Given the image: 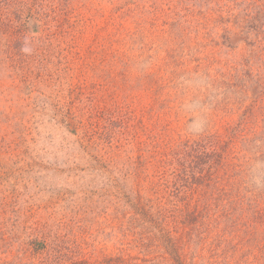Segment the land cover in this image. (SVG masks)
Returning <instances> with one entry per match:
<instances>
[{
    "label": "rangeland",
    "instance_id": "rangeland-1",
    "mask_svg": "<svg viewBox=\"0 0 264 264\" xmlns=\"http://www.w3.org/2000/svg\"><path fill=\"white\" fill-rule=\"evenodd\" d=\"M0 264H264V0H0Z\"/></svg>",
    "mask_w": 264,
    "mask_h": 264
}]
</instances>
